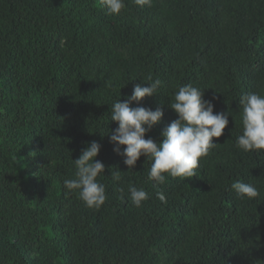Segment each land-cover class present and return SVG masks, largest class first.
I'll return each instance as SVG.
<instances>
[{"label": "trees", "instance_id": "1", "mask_svg": "<svg viewBox=\"0 0 264 264\" xmlns=\"http://www.w3.org/2000/svg\"><path fill=\"white\" fill-rule=\"evenodd\" d=\"M125 2L112 15L101 0H0V264H264V150L235 147L240 96L264 95V0ZM149 76L157 94L131 107L164 115L145 138L159 141L177 118L181 85L231 114L193 177L156 186L151 161L128 171L106 135L118 126L110 105ZM93 140L99 209L63 184ZM238 179L259 196L239 198ZM130 184L148 193L140 207Z\"/></svg>", "mask_w": 264, "mask_h": 264}, {"label": "clouds", "instance_id": "2", "mask_svg": "<svg viewBox=\"0 0 264 264\" xmlns=\"http://www.w3.org/2000/svg\"><path fill=\"white\" fill-rule=\"evenodd\" d=\"M138 7H150L152 0H132ZM102 7L112 15H119L126 8L125 0H101ZM147 84L134 86L125 100H115L110 106V120L117 123L114 130L106 134L113 144V151L123 158L128 171H132L141 156L151 161L147 179L154 186L165 183L167 176L190 178L195 175L200 160L216 146L213 138H220L229 123L230 112H214L212 101L203 99L204 91L192 84L179 86L169 102L176 113L173 120L160 133L159 141L145 138L164 115L161 108L131 107L145 97L156 95L161 85L160 79L149 76ZM215 99V97L213 98ZM239 115L242 132L236 137L235 147L242 152L264 150V95L248 92L240 96ZM102 145L97 141L86 144L79 157L73 160L75 172L71 178L64 179L67 191L78 194L79 199L89 209H99L106 200L105 185L98 177L105 172V164L97 159ZM118 169V168H117ZM119 169L111 172L113 181L121 180ZM232 190L241 199H253L259 196V190L251 183L236 180ZM120 191L123 193L124 189ZM127 195L136 207L142 206L149 196L144 188L129 185ZM161 201L162 192L157 193Z\"/></svg>", "mask_w": 264, "mask_h": 264}]
</instances>
